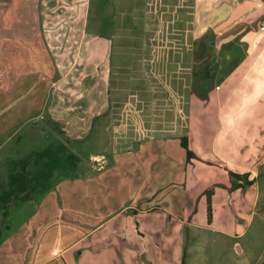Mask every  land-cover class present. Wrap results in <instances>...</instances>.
Masks as SVG:
<instances>
[{
  "label": "crops",
  "instance_id": "crops-1",
  "mask_svg": "<svg viewBox=\"0 0 264 264\" xmlns=\"http://www.w3.org/2000/svg\"><path fill=\"white\" fill-rule=\"evenodd\" d=\"M91 5L92 0H0V137L44 116L66 140L82 139L107 110L110 38L88 30ZM193 5L204 14L196 23L208 25L194 49L187 123L189 148L202 161L187 163L178 138L148 140L134 156L125 155L130 179L143 192L135 197L140 208L104 217L92 207L77 214L73 227L62 218V206L65 191L80 179L62 177L53 188L25 191L20 186L28 181L13 177L14 201L23 200L31 211L11 230L3 225L0 264H182L184 226L242 234L245 223L239 220L258 209L263 197L258 184L264 177V31L256 25L264 18V0ZM207 90L212 131L200 114ZM228 170L249 173L257 187L230 191ZM95 175L82 176L81 187L99 191ZM214 183L223 186L215 188L212 220L204 223L203 194Z\"/></svg>",
  "mask_w": 264,
  "mask_h": 264
},
{
  "label": "rangeland",
  "instance_id": "rangeland-1",
  "mask_svg": "<svg viewBox=\"0 0 264 264\" xmlns=\"http://www.w3.org/2000/svg\"><path fill=\"white\" fill-rule=\"evenodd\" d=\"M193 3L194 0H92L88 30L94 27L110 38L109 106L92 121L89 135L82 139L66 140L64 132L44 116L22 124L14 135L0 137V236L7 233L3 225L8 224L11 230L31 211V205L24 206L23 200L14 201L12 197L11 181L17 176L28 181L21 184L22 190L35 191L49 185L53 188L62 177H68L70 182L80 179L82 184V176L97 174L101 180L97 182L101 184L99 191L89 185L83 188L77 181L65 191L62 208L67 213L63 210L62 218L69 227L78 224L77 214H87L92 207L104 217L129 207L140 208L135 197L143 192L130 179L132 172L125 165V155L134 156L148 140L173 139L175 133L187 130L194 49L200 46L199 40L203 43L200 35L208 28L196 23V16L204 14ZM263 22L264 18L256 25L260 31H264ZM203 97L207 107L200 112L201 121L212 131L215 123L208 116L213 117L214 112L208 110V90ZM42 128L47 132L42 133ZM42 147H46L43 152ZM250 186L240 189L245 191ZM258 187L263 197L258 209L246 212L239 220L245 225L238 237L214 228L184 226L185 264H264L263 176ZM64 214L75 223L67 222ZM223 219L220 215L218 221ZM91 224L86 223L85 228ZM69 230L80 234L73 228Z\"/></svg>",
  "mask_w": 264,
  "mask_h": 264
},
{
  "label": "trees",
  "instance_id": "trees-1",
  "mask_svg": "<svg viewBox=\"0 0 264 264\" xmlns=\"http://www.w3.org/2000/svg\"><path fill=\"white\" fill-rule=\"evenodd\" d=\"M173 138H178L180 140V145L185 149L186 152V162L190 163L192 159L201 160L195 153L189 148L188 144V133L186 132H177L174 134ZM230 177V191L237 188H244L253 184L254 180L249 178V173H237L231 170H228ZM223 186L220 183H214L212 186L207 187L204 190V195L206 198V215L208 223L212 220V195L214 194L215 188ZM182 264H185V258H182Z\"/></svg>",
  "mask_w": 264,
  "mask_h": 264
},
{
  "label": "built area",
  "instance_id": "built-area-1",
  "mask_svg": "<svg viewBox=\"0 0 264 264\" xmlns=\"http://www.w3.org/2000/svg\"><path fill=\"white\" fill-rule=\"evenodd\" d=\"M262 29H264V22H263V25H262V27H261Z\"/></svg>",
  "mask_w": 264,
  "mask_h": 264
}]
</instances>
